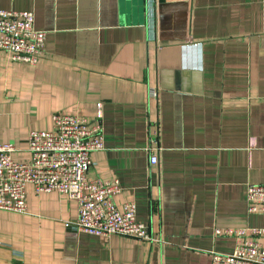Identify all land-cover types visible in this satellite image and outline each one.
Here are the masks:
<instances>
[{"label": "crops", "instance_id": "1", "mask_svg": "<svg viewBox=\"0 0 264 264\" xmlns=\"http://www.w3.org/2000/svg\"><path fill=\"white\" fill-rule=\"evenodd\" d=\"M148 7V9H147ZM46 33L36 65L0 50V143L28 162V133L55 112L100 116L90 178L118 179L121 207L154 240L66 227L77 202L26 186L25 213L0 211V264H211L258 226L246 187L264 183V0H0ZM99 114V115H98ZM157 155L151 164L150 156Z\"/></svg>", "mask_w": 264, "mask_h": 264}, {"label": "built area", "instance_id": "2", "mask_svg": "<svg viewBox=\"0 0 264 264\" xmlns=\"http://www.w3.org/2000/svg\"><path fill=\"white\" fill-rule=\"evenodd\" d=\"M45 38V31L34 25L32 10L0 9V50L11 61L36 65ZM51 121L50 129L28 133V162L13 158L12 144L0 143V211L25 213L26 186L31 184L37 193L58 191L77 202V217L65 222L66 227L102 237L118 234L153 241L148 226L136 218V203L116 204L114 198L122 190L118 179L87 176L91 154L104 148L100 116L91 120L55 112ZM150 162L157 163L156 154ZM245 196L247 212L262 215V223L217 228V235L233 236L235 242L230 252L211 251V264H264V183H249Z\"/></svg>", "mask_w": 264, "mask_h": 264}, {"label": "rangeland", "instance_id": "3", "mask_svg": "<svg viewBox=\"0 0 264 264\" xmlns=\"http://www.w3.org/2000/svg\"><path fill=\"white\" fill-rule=\"evenodd\" d=\"M9 97H10L9 99H0V107L1 108L7 107L10 109L12 113H17L19 111L18 108L21 107L19 98L11 95Z\"/></svg>", "mask_w": 264, "mask_h": 264}]
</instances>
